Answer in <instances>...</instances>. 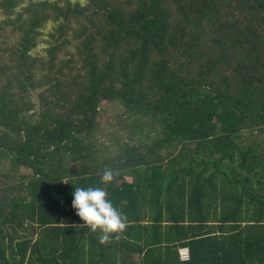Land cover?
Listing matches in <instances>:
<instances>
[{
  "label": "trees",
  "instance_id": "trees-1",
  "mask_svg": "<svg viewBox=\"0 0 264 264\" xmlns=\"http://www.w3.org/2000/svg\"><path fill=\"white\" fill-rule=\"evenodd\" d=\"M109 111L124 135L101 160L86 137ZM77 186L104 187L125 228L101 243ZM143 251L264 264V0H0V264Z\"/></svg>",
  "mask_w": 264,
  "mask_h": 264
},
{
  "label": "clouds",
  "instance_id": "clouds-1",
  "mask_svg": "<svg viewBox=\"0 0 264 264\" xmlns=\"http://www.w3.org/2000/svg\"><path fill=\"white\" fill-rule=\"evenodd\" d=\"M113 177L114 172L105 169L101 183H111ZM71 195V207L75 214L90 231L98 233L101 243L107 242L125 228V217L114 207L104 187L77 186L72 189Z\"/></svg>",
  "mask_w": 264,
  "mask_h": 264
},
{
  "label": "rangeland",
  "instance_id": "rangeland-1",
  "mask_svg": "<svg viewBox=\"0 0 264 264\" xmlns=\"http://www.w3.org/2000/svg\"><path fill=\"white\" fill-rule=\"evenodd\" d=\"M7 36V37H4ZM1 37L4 38L5 40L8 41H12L13 36L12 35H7V33L5 31L1 32ZM35 95V94H34ZM34 100L37 102L36 99V95L34 96ZM112 114V111H109L104 117V122H102L101 124H99V126H97V128H95L94 133L89 134L86 139L90 142V143H95V150L100 152L98 155L100 156V159L102 160L103 155L106 154V152H108V150L110 151V153L114 154L115 152V140L113 139V135H115V139L116 140H122V135H124L123 133H121V131H118V123L114 122L113 120H108L110 123L112 124H106V120L107 117H109ZM113 119V118H112ZM118 128V129H117ZM115 133V134H112ZM98 156V157H99ZM70 161V170L71 171H79L80 170V159H75L74 161L71 162V159H68ZM21 171L23 172H28L29 170L26 169H21ZM127 180H130V177H126ZM125 179V180H126ZM118 181V182H117ZM116 183H119L120 180H116Z\"/></svg>",
  "mask_w": 264,
  "mask_h": 264
},
{
  "label": "built area",
  "instance_id": "built-area-1",
  "mask_svg": "<svg viewBox=\"0 0 264 264\" xmlns=\"http://www.w3.org/2000/svg\"><path fill=\"white\" fill-rule=\"evenodd\" d=\"M179 253H180V258L183 261H188L191 257L190 249L188 246L180 247Z\"/></svg>",
  "mask_w": 264,
  "mask_h": 264
},
{
  "label": "crops",
  "instance_id": "crops-1",
  "mask_svg": "<svg viewBox=\"0 0 264 264\" xmlns=\"http://www.w3.org/2000/svg\"><path fill=\"white\" fill-rule=\"evenodd\" d=\"M130 177L129 175H126L125 177H124V179H126V177ZM132 178L130 177V180H131ZM130 180H127L126 179V181H130ZM120 182H121V180H120ZM119 182V183H120ZM166 248H164V250H165ZM145 251H143L142 253H140V255H139V253H134V260H135V263H137V264H140V259H141V255L144 253ZM160 251H156L154 254H158ZM161 253H163V252H161ZM179 255V254H178ZM179 261H181V262H183V260H181V259H179ZM184 263V262H183Z\"/></svg>",
  "mask_w": 264,
  "mask_h": 264
}]
</instances>
